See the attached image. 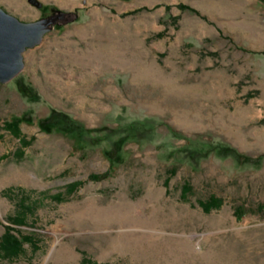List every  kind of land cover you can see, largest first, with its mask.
<instances>
[{"label": "rangeland", "instance_id": "1", "mask_svg": "<svg viewBox=\"0 0 264 264\" xmlns=\"http://www.w3.org/2000/svg\"><path fill=\"white\" fill-rule=\"evenodd\" d=\"M0 6L56 17L0 82V264H264V0Z\"/></svg>", "mask_w": 264, "mask_h": 264}, {"label": "water", "instance_id": "2", "mask_svg": "<svg viewBox=\"0 0 264 264\" xmlns=\"http://www.w3.org/2000/svg\"><path fill=\"white\" fill-rule=\"evenodd\" d=\"M56 17L25 21L0 6V82L14 79L25 68L24 52L43 41Z\"/></svg>", "mask_w": 264, "mask_h": 264}, {"label": "trees", "instance_id": "3", "mask_svg": "<svg viewBox=\"0 0 264 264\" xmlns=\"http://www.w3.org/2000/svg\"><path fill=\"white\" fill-rule=\"evenodd\" d=\"M8 128L11 132L17 136H22V131L20 127L19 121L9 122L7 124ZM191 184H185L183 188V195L187 196L192 191ZM224 199L217 195H212L208 200L200 199L199 203L206 211H212L214 208H219L222 206ZM251 212L250 209L245 208L244 206H237L235 209V213L237 216L242 217L245 214ZM8 229L4 233L1 238V248L6 254L17 255L19 252L23 250V244L28 240L27 237H20L16 232L15 228L8 226Z\"/></svg>", "mask_w": 264, "mask_h": 264}, {"label": "bare ground", "instance_id": "4", "mask_svg": "<svg viewBox=\"0 0 264 264\" xmlns=\"http://www.w3.org/2000/svg\"><path fill=\"white\" fill-rule=\"evenodd\" d=\"M241 137V136H240ZM239 137V141L243 142V140ZM257 143H259L260 145L264 146V143L262 142V139L260 140V137H258V139L256 140ZM80 211V210H79ZM84 212V211H83ZM90 212V211H89ZM78 214V213H77ZM81 216V215H80Z\"/></svg>", "mask_w": 264, "mask_h": 264}, {"label": "crops", "instance_id": "5", "mask_svg": "<svg viewBox=\"0 0 264 264\" xmlns=\"http://www.w3.org/2000/svg\"><path fill=\"white\" fill-rule=\"evenodd\" d=\"M260 43H262V49H264V34L261 35V42L258 39V46H260Z\"/></svg>", "mask_w": 264, "mask_h": 264}]
</instances>
